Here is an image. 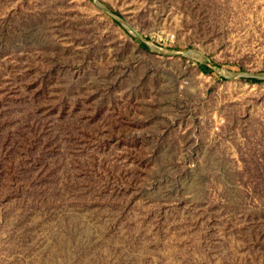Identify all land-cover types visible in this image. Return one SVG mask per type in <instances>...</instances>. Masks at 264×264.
<instances>
[{
  "label": "rangeland",
  "instance_id": "obj_1",
  "mask_svg": "<svg viewBox=\"0 0 264 264\" xmlns=\"http://www.w3.org/2000/svg\"><path fill=\"white\" fill-rule=\"evenodd\" d=\"M0 264H264V0H0Z\"/></svg>",
  "mask_w": 264,
  "mask_h": 264
},
{
  "label": "trees",
  "instance_id": "obj_2",
  "mask_svg": "<svg viewBox=\"0 0 264 264\" xmlns=\"http://www.w3.org/2000/svg\"><path fill=\"white\" fill-rule=\"evenodd\" d=\"M252 80H254V81H260L258 78H252Z\"/></svg>",
  "mask_w": 264,
  "mask_h": 264
}]
</instances>
